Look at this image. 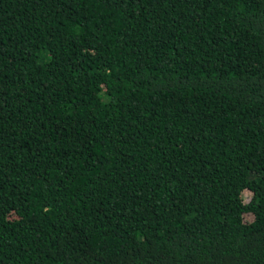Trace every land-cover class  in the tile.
Instances as JSON below:
<instances>
[{
  "label": "trees",
  "instance_id": "1",
  "mask_svg": "<svg viewBox=\"0 0 264 264\" xmlns=\"http://www.w3.org/2000/svg\"><path fill=\"white\" fill-rule=\"evenodd\" d=\"M0 264H264V0H0Z\"/></svg>",
  "mask_w": 264,
  "mask_h": 264
}]
</instances>
